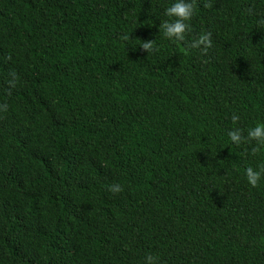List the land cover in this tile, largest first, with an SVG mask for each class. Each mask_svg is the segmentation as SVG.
<instances>
[{"label":"trees","instance_id":"1","mask_svg":"<svg viewBox=\"0 0 264 264\" xmlns=\"http://www.w3.org/2000/svg\"><path fill=\"white\" fill-rule=\"evenodd\" d=\"M175 2L0 0V264H264V0Z\"/></svg>","mask_w":264,"mask_h":264},{"label":"clouds","instance_id":"2","mask_svg":"<svg viewBox=\"0 0 264 264\" xmlns=\"http://www.w3.org/2000/svg\"><path fill=\"white\" fill-rule=\"evenodd\" d=\"M207 8H211L212 5L210 3H205L204 5ZM196 4L195 0L192 2H186V0H176L172 6L168 7L165 11V15L170 18H175L170 21H163L160 25V29L163 31V34L166 38L170 40L184 42L186 38V34L191 31V24L188 23L191 21L195 15ZM127 39V37H125ZM213 46L212 44V33H202L196 39L192 40L188 43V48L191 49H200L202 54H207L209 49ZM143 50L151 53L153 51H158L155 47V40H147L143 41L141 44ZM7 59H11V55L7 57ZM9 75L11 79L8 81L10 88H15L18 76L16 72H10ZM8 105L5 103L0 105V111H7ZM240 117L233 113L232 121L233 123H237ZM231 141L235 144H240L242 142H251L256 141L259 146H264V123H258L255 127L249 128L247 131V136L243 135L241 129L236 128L228 133ZM253 154L259 151V147H254L252 149ZM246 177L248 183L252 187H257L259 181L264 175V165H261L259 171L254 169L253 167H248L245 170ZM109 191L113 193H119L123 191V187L120 184H113L109 186ZM158 257L148 255L146 257V264H157Z\"/></svg>","mask_w":264,"mask_h":264}]
</instances>
